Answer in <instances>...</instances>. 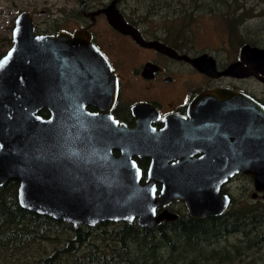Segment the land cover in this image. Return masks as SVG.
Here are the masks:
<instances>
[{
  "label": "water",
  "instance_id": "95a60500",
  "mask_svg": "<svg viewBox=\"0 0 264 264\" xmlns=\"http://www.w3.org/2000/svg\"><path fill=\"white\" fill-rule=\"evenodd\" d=\"M103 11L114 28L138 43L177 56L169 48L145 42L113 4ZM12 41L0 57V187L16 181L21 208L74 228L102 223L154 228L176 219L168 211L155 212L172 202H182L191 219L222 216L231 204L223 187L239 174L252 183L251 199L262 193L264 200V107L249 95L228 87L198 94L190 108L192 122H214L217 146L193 151L159 148L150 155L143 185L131 159L142 152L130 146L116 156L108 135L90 129L95 114L86 105H98L105 91L112 103L117 89L109 63L90 36L82 31L74 36L36 35L31 16L22 11ZM190 62L212 76H258L264 74V49L244 45L240 60L219 72L207 54ZM104 72L106 78H98ZM42 109L48 110V117L39 114ZM74 117L80 124H73ZM245 120L253 127L257 124L250 131L255 136L249 148L223 146L221 139L237 132L236 122ZM194 152L203 155L191 160L188 155ZM172 159L178 162L170 165ZM157 183L162 185L158 197Z\"/></svg>",
  "mask_w": 264,
  "mask_h": 264
},
{
  "label": "flooded vegetation",
  "instance_id": "af4514ba",
  "mask_svg": "<svg viewBox=\"0 0 264 264\" xmlns=\"http://www.w3.org/2000/svg\"><path fill=\"white\" fill-rule=\"evenodd\" d=\"M74 2L76 5L72 10L73 26L70 29L61 28L57 21H51L48 26L37 24L33 16L26 12L31 16L36 35L65 32L74 36L76 32L82 31L90 36V42L107 60L116 79V94L112 103H109L111 98L106 97L105 91L104 97H100L98 104L100 107L92 104L86 105V110L95 114L89 122L90 129L108 135L112 152L116 156L130 146L131 149H138L142 152L140 155L134 154L131 157L141 171V184L147 183L148 170L152 163L150 155L159 148L164 151L167 148L168 150L178 148L193 151L215 144V123L211 121L196 124L192 122L190 116L191 105L201 92L228 87L249 95L264 107L263 73L259 72L258 76L249 77L212 76L190 62L194 58L207 54L214 58L215 68L219 72L231 62L240 60L241 48L244 45L264 49L262 33H254L250 35L251 38L247 36L249 39L244 36L245 38L240 40L237 57L221 63L219 50L210 51L199 48L192 38L190 17L183 16L184 10L179 7L181 4H188V1L74 0ZM112 4L120 12L124 21L132 26L145 42H154L169 48L177 56H172L155 46L140 44L130 34L122 33L114 28L103 11ZM243 7L240 10L249 13L248 8ZM252 12L254 13V10ZM262 12L263 9L260 13ZM18 14L12 19L9 47L0 54V57L12 46V30ZM245 32L243 33L247 34V31ZM232 41L239 43V40ZM206 62L207 59L203 64ZM99 77L106 78V73H100ZM43 110H45L44 117H48V110ZM77 122L80 124L79 117H74L73 124ZM235 126L237 132L226 134L221 139V143L227 147L232 145L234 148L248 149L252 137L255 136V134L251 136L250 131L254 130L257 124L254 123L253 127V122L245 120L237 121ZM202 155L203 152H194L188 156L191 160H197ZM177 162L172 159L169 164ZM241 175H236L231 179L228 185L223 187V192L226 191L225 193L231 197L232 183ZM161 190L162 185L157 183L156 197L160 195ZM261 194H258L256 199ZM164 211L175 215L176 219L163 220L156 227L178 221L183 215L191 219L182 202H172L164 207H157L155 210L156 215ZM205 219L209 218L196 220Z\"/></svg>",
  "mask_w": 264,
  "mask_h": 264
},
{
  "label": "trees",
  "instance_id": "16d2710c",
  "mask_svg": "<svg viewBox=\"0 0 264 264\" xmlns=\"http://www.w3.org/2000/svg\"><path fill=\"white\" fill-rule=\"evenodd\" d=\"M185 1L179 7L191 25L200 15L220 16L230 39L239 43L245 20L262 14L252 7L249 13L240 10L248 0ZM39 114L45 116V110ZM17 193L16 181L0 187V264H264V201L238 202L231 196L222 216L183 215L156 228L136 223L74 228L21 208Z\"/></svg>",
  "mask_w": 264,
  "mask_h": 264
},
{
  "label": "rangeland",
  "instance_id": "374dc122",
  "mask_svg": "<svg viewBox=\"0 0 264 264\" xmlns=\"http://www.w3.org/2000/svg\"><path fill=\"white\" fill-rule=\"evenodd\" d=\"M247 2V1H246ZM74 0H0V54L8 49L10 44L12 19L21 11L29 12L37 24L48 26L51 21H57L63 29L73 26L72 10L75 9ZM246 7H252L254 13L261 15L249 18L240 27L239 36L249 39L254 33L264 35V0H248ZM45 22V23H43ZM247 31V34H245ZM245 32V33H243ZM190 34L199 48L215 51L219 50V61L234 60L237 57V49L240 43L230 39L227 29L216 16L205 14L192 22ZM245 36V37H244ZM249 36V37H247ZM251 38V37H250ZM245 177H240L232 183L231 196L239 201H253L252 183ZM263 202L262 194L256 199ZM119 224V223H113ZM230 242L232 239L229 240ZM222 243H226L222 241ZM50 251L52 246H47Z\"/></svg>",
  "mask_w": 264,
  "mask_h": 264
},
{
  "label": "bare ground",
  "instance_id": "6f19581e",
  "mask_svg": "<svg viewBox=\"0 0 264 264\" xmlns=\"http://www.w3.org/2000/svg\"><path fill=\"white\" fill-rule=\"evenodd\" d=\"M103 224V223H102ZM89 228V227H88Z\"/></svg>",
  "mask_w": 264,
  "mask_h": 264
}]
</instances>
